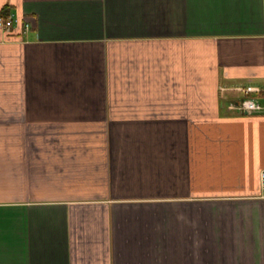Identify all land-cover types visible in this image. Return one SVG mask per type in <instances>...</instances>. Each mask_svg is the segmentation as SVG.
I'll return each mask as SVG.
<instances>
[{"label": "crops", "instance_id": "0c3cea01", "mask_svg": "<svg viewBox=\"0 0 264 264\" xmlns=\"http://www.w3.org/2000/svg\"><path fill=\"white\" fill-rule=\"evenodd\" d=\"M1 12L0 264H264V0Z\"/></svg>", "mask_w": 264, "mask_h": 264}, {"label": "built area", "instance_id": "2783aa9c", "mask_svg": "<svg viewBox=\"0 0 264 264\" xmlns=\"http://www.w3.org/2000/svg\"><path fill=\"white\" fill-rule=\"evenodd\" d=\"M17 19L12 14L4 12L0 13V27L9 29L11 28ZM225 89V88H223ZM235 91L243 93V98L237 101L229 103V108L240 112H259L264 109V106L256 99L255 93L261 91V89L254 85H237L232 88ZM264 179V172H263Z\"/></svg>", "mask_w": 264, "mask_h": 264}, {"label": "trees", "instance_id": "16d2710c", "mask_svg": "<svg viewBox=\"0 0 264 264\" xmlns=\"http://www.w3.org/2000/svg\"><path fill=\"white\" fill-rule=\"evenodd\" d=\"M4 13H7V12H4Z\"/></svg>", "mask_w": 264, "mask_h": 264}, {"label": "water", "instance_id": "95a60500", "mask_svg": "<svg viewBox=\"0 0 264 264\" xmlns=\"http://www.w3.org/2000/svg\"><path fill=\"white\" fill-rule=\"evenodd\" d=\"M247 113V112H246Z\"/></svg>", "mask_w": 264, "mask_h": 264}]
</instances>
